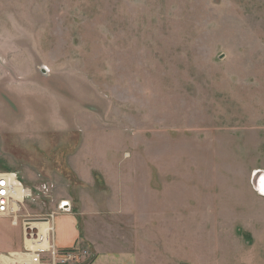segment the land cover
<instances>
[{
    "label": "rangeland",
    "instance_id": "1",
    "mask_svg": "<svg viewBox=\"0 0 264 264\" xmlns=\"http://www.w3.org/2000/svg\"><path fill=\"white\" fill-rule=\"evenodd\" d=\"M0 171L21 216L71 202L67 264L87 236L237 264L264 233V0H0ZM23 239L0 217V252Z\"/></svg>",
    "mask_w": 264,
    "mask_h": 264
},
{
    "label": "built area",
    "instance_id": "2",
    "mask_svg": "<svg viewBox=\"0 0 264 264\" xmlns=\"http://www.w3.org/2000/svg\"><path fill=\"white\" fill-rule=\"evenodd\" d=\"M31 195L32 190L20 180L17 172L0 171V217H10L13 225H19L22 217L24 234L21 249L0 252V264H67L79 259L82 255L77 253L76 247L60 248L55 243L57 212L38 217L20 215L24 201ZM71 206V202L63 200L57 210L70 212ZM36 222L45 223L46 227L40 228L34 224ZM83 253L89 255L87 250Z\"/></svg>",
    "mask_w": 264,
    "mask_h": 264
},
{
    "label": "crops",
    "instance_id": "3",
    "mask_svg": "<svg viewBox=\"0 0 264 264\" xmlns=\"http://www.w3.org/2000/svg\"><path fill=\"white\" fill-rule=\"evenodd\" d=\"M70 212H57L55 215V233L54 239L57 246L60 248H71L79 246L85 239L82 237L81 225L77 213ZM37 226H41V223L36 222ZM254 242L247 243L248 248L245 253L239 259L237 264H264V233L257 236L252 231ZM91 245L89 246V253L92 256L86 264H151L157 257L156 254L147 256L142 254L139 243L133 242L130 245H123L126 247L114 248V249H102L100 246L95 245V241L87 236ZM147 245V244H144ZM143 245V246H144ZM259 245V246H258ZM100 247V248H98ZM236 247V246H235ZM231 251L233 246H230ZM88 251V250H87ZM219 252V249H218ZM237 255L229 254V259H232ZM145 261V263H144Z\"/></svg>",
    "mask_w": 264,
    "mask_h": 264
},
{
    "label": "bare ground",
    "instance_id": "4",
    "mask_svg": "<svg viewBox=\"0 0 264 264\" xmlns=\"http://www.w3.org/2000/svg\"><path fill=\"white\" fill-rule=\"evenodd\" d=\"M262 188L264 189V184H263ZM39 223H41L40 228H45V227H46V224H45V223H42V222H39ZM34 224H35V223H34Z\"/></svg>",
    "mask_w": 264,
    "mask_h": 264
},
{
    "label": "trees",
    "instance_id": "5",
    "mask_svg": "<svg viewBox=\"0 0 264 264\" xmlns=\"http://www.w3.org/2000/svg\"><path fill=\"white\" fill-rule=\"evenodd\" d=\"M87 261H89V260H87ZM87 261H86V262H84V264L88 263Z\"/></svg>",
    "mask_w": 264,
    "mask_h": 264
}]
</instances>
